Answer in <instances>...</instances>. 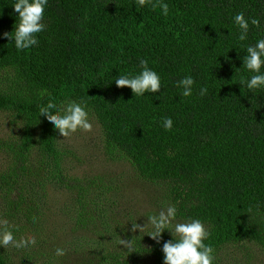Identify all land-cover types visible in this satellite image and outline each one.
Masks as SVG:
<instances>
[{
	"label": "trees",
	"instance_id": "trees-1",
	"mask_svg": "<svg viewBox=\"0 0 264 264\" xmlns=\"http://www.w3.org/2000/svg\"><path fill=\"white\" fill-rule=\"evenodd\" d=\"M12 2L0 0V111L14 130L0 141V205L4 218L28 231L24 238L37 240L25 249L29 260L37 259L29 264L80 262L72 255L78 258L85 244H51L35 223L46 222L41 201L52 191H66L63 212L75 222L73 232L85 228L92 207L102 214L94 227L104 230L91 229V250L108 244V225L117 222L100 175L69 174L58 129L39 116L41 106L66 98L87 103L109 156L164 187L165 205L176 204L178 221L204 220L216 264L236 244L264 249V91L239 83L251 75L242 67L244 48L264 37V0H166L167 15L137 0H49L39 43L24 51L4 36L19 22ZM239 12L260 21L243 42L233 21ZM142 59L160 73L163 87L136 97L114 79L139 72ZM186 75L197 82L189 97L176 87ZM203 86L209 91L201 96ZM166 116L174 122L170 131L162 127ZM75 192L72 203L67 198ZM145 228L132 249L102 255L101 263L107 257L106 264H164L162 246L171 233L165 230L158 243ZM122 233L131 237L128 229ZM58 247L64 255H56ZM15 260L11 247L0 246V264H26Z\"/></svg>",
	"mask_w": 264,
	"mask_h": 264
},
{
	"label": "clouds",
	"instance_id": "clouds-1",
	"mask_svg": "<svg viewBox=\"0 0 264 264\" xmlns=\"http://www.w3.org/2000/svg\"><path fill=\"white\" fill-rule=\"evenodd\" d=\"M49 0H13L14 11L18 13L19 22L14 25V30L4 33V36L13 42L17 51H24L38 45L37 34L46 28L44 22L45 9ZM139 7L151 5L153 8L159 6L162 14L167 15L169 4L166 0H158V5L153 0H137ZM16 17V18H17ZM233 21L239 30V41L248 39L251 26H260V21L255 18H246L244 12H239L233 17ZM246 53L242 57V67L247 69L251 75L242 77L240 84L251 90L253 93L264 91V37L256 40L254 44H248L244 48ZM141 70L135 74L122 73L116 77L115 83L118 87L128 86L134 96H144L146 93H156L163 87L162 77L155 69L149 67L147 59L140 61ZM196 79L192 75H186L176 81V87L181 89V95L189 97L193 95ZM209 91L207 86L199 90V94L204 96ZM45 116L49 122L58 129L63 137H70L78 130L91 131L93 123L90 119V109L85 101L65 99L60 102L50 101L46 106H41L39 116ZM173 119L164 117L162 127L165 130H172ZM147 216L148 220L144 226L133 223V229H140V232L148 224L152 226L149 234L159 243L162 234L168 230L173 239L163 243L162 251L164 264H216L215 249L211 243H206L211 236V232L204 220L191 218L187 221H178V208L176 204H168L158 212H152ZM35 222V218L33 220ZM7 221L0 222V246L25 250L35 246L37 240L35 236L30 238H17L15 226H6ZM131 244V242H128ZM56 255H64V249L58 247Z\"/></svg>",
	"mask_w": 264,
	"mask_h": 264
},
{
	"label": "rangeland",
	"instance_id": "rangeland-1",
	"mask_svg": "<svg viewBox=\"0 0 264 264\" xmlns=\"http://www.w3.org/2000/svg\"><path fill=\"white\" fill-rule=\"evenodd\" d=\"M90 119L93 123L91 131L78 130L70 137H63L60 134L59 139L63 144V148L67 150V154L63 156L62 164L71 175H100L103 180L104 192L110 198L108 207L115 209L117 212L116 224L110 223L111 225H108L113 235L108 238L107 245L99 247L94 243L93 250L88 248L90 239L94 238L90 232L91 229L104 230L103 228L94 227L99 221L102 222V214L99 211H95L94 207H92L90 215L86 212L84 214L85 228L79 226L73 232L71 225H74L75 222L69 220V217L65 216L63 212L66 191L62 190L48 193L47 200L41 201L47 209V214L43 215L46 222L36 221L35 223L40 224L45 229L46 233L42 237L48 238L51 244H57V241L61 240L68 243L74 241L76 244H85L78 245L81 250L78 258L74 254L72 255L74 260H80L79 264H102L101 258H99L102 255L116 256L118 253H126L128 249L133 248L136 237L146 231V228H143L141 232L139 228L134 230L133 221L136 220L139 225L144 226L148 218L143 215L158 212L162 207H165L166 197L163 186L144 180L127 160L112 158L106 153L104 140L101 136V127L93 116H90ZM11 127L10 116L8 115L7 117L6 113L0 111V141L8 137L11 130H13ZM1 152L0 150V169L5 163ZM67 199L75 203L77 192L74 195H70ZM134 216L135 218L133 219ZM7 219L9 217L4 218L3 209L0 205V222L7 221L6 226H14ZM25 225L27 223L23 224V226ZM146 227L152 229L150 224ZM122 229L129 230L131 234L129 239L127 233H122ZM27 234L28 231L23 234L19 230L16 231L17 238H24ZM128 242H131V244H128ZM11 256L16 259L17 263L24 260L26 264H29L37 260H29L25 250L14 248H11ZM107 262L108 259L106 257L105 264ZM222 264H264V249L255 243H251V246L238 244L230 246L223 251Z\"/></svg>",
	"mask_w": 264,
	"mask_h": 264
}]
</instances>
